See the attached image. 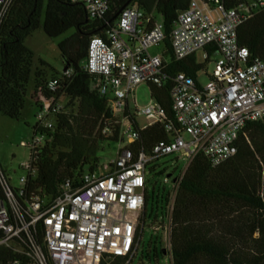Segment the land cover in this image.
Returning <instances> with one entry per match:
<instances>
[{"label":"built area","instance_id":"built-area-1","mask_svg":"<svg viewBox=\"0 0 264 264\" xmlns=\"http://www.w3.org/2000/svg\"><path fill=\"white\" fill-rule=\"evenodd\" d=\"M14 1L0 0V26ZM75 1L85 6L91 18L103 19L113 0ZM233 1L238 5L229 7L223 0H191L179 13L169 35L175 60L195 57L200 50L206 62L213 56L218 58L205 85L198 76L194 79L182 72L172 77L170 100L176 127L167 124L169 138L157 142L150 154H135L130 145L120 148L106 173L85 172L77 188L67 179L55 198L26 191V185L37 178L34 160L23 166L27 176L20 179L22 188L12 187L0 164V247L31 264H103L109 256L132 259L140 248L139 218L145 207L149 165L173 155L186 161L176 177L163 180L172 191V211L178 186L197 156L203 155L218 167L237 154L243 129L264 118V60L252 59L238 39L239 27L259 8L261 0H245L248 4ZM166 37L164 24L154 11L147 14L130 6L121 12L116 28L106 37L90 40L85 69L94 76L95 88L108 100L113 116L122 117L117 121L121 138L127 137L130 144L139 138V131L125 113L148 120L140 129L168 120L167 111L156 100L138 109L134 96L141 85L162 88L169 79L162 53L150 52ZM72 75L68 66L61 77L42 79L30 90L38 123L32 139L22 146L30 149L33 157L50 140L48 134L54 132L59 116L67 111L61 103L65 97L59 93L62 80ZM112 133L110 126L103 127V135Z\"/></svg>","mask_w":264,"mask_h":264},{"label":"trees","instance_id":"trees-1","mask_svg":"<svg viewBox=\"0 0 264 264\" xmlns=\"http://www.w3.org/2000/svg\"><path fill=\"white\" fill-rule=\"evenodd\" d=\"M128 1L113 0L107 16L95 19L75 0H15L3 20L0 26V115L11 120L20 119L35 74V55L26 46L27 38L41 27L49 38L73 31L59 45L64 67L68 65L73 69L72 77L62 80L59 93L67 99V111L59 116L54 132L48 134L50 140L36 157L30 154L37 178L26 185L28 194L55 198L61 194V186L67 179L72 180L74 188L79 187L86 167L87 172H94L99 166L100 143L123 140L121 126L108 100L95 88V78L86 71L85 65L90 40L96 36L106 37L116 28L118 18L112 19ZM190 1L132 0L131 6L147 14L156 11L162 18L167 36L162 43V59L169 78L162 88L149 86L151 98L167 111L166 122L140 129L135 115L129 112L124 115L139 131V138L130 144L135 154H150L157 142L169 138L167 124L176 127L170 100L172 77L182 72L196 79L203 68L194 56L176 61L169 38L179 13L187 9ZM223 1L229 7L238 5L233 0ZM251 14L239 27V43L248 49L252 59L264 60V0ZM105 126L113 129L111 136L102 134ZM237 149L233 158L218 167H213L203 155L197 156L178 186L172 211V191L163 180L169 175L176 177L181 170L176 168L173 173L165 174L164 170L157 171L156 163L162 158L152 162L147 169L145 207L139 218L140 248L132 259L109 256L103 264H134L135 260L136 264H165L168 256L171 264H264V118L246 125ZM2 199L0 188V201ZM167 222L170 251L164 248L162 238ZM155 226L160 228L157 232L152 230ZM146 228L155 235L141 248ZM16 260L31 264L0 247V264Z\"/></svg>","mask_w":264,"mask_h":264},{"label":"rangeland","instance_id":"rangeland-1","mask_svg":"<svg viewBox=\"0 0 264 264\" xmlns=\"http://www.w3.org/2000/svg\"><path fill=\"white\" fill-rule=\"evenodd\" d=\"M154 16L158 21H162L161 16L154 11ZM73 31H69L57 38H49L43 31L42 27L35 31L26 40V46L35 55V72L38 75H44L47 79L52 77H61L64 72V61L59 49V45L69 38ZM163 46L153 48L150 50L152 54L162 53ZM196 63L203 68L198 74V79L202 85L207 84L209 76L214 70V61L218 58L213 56L212 60L206 62L204 59V51L200 50L195 54ZM43 62V63H41ZM33 82L30 84L29 93L26 98L25 109L23 110L19 120H11L5 116L0 115V164L5 174L10 179L11 185L14 188H22L20 179L26 177L27 173L23 170V166L30 162V149L22 146V142H29L33 137V128L38 123L36 119V108L32 106L30 99V90ZM134 96L137 102L138 109H144L152 104L150 88L147 85H141L135 89ZM62 98V97H61ZM61 103L66 105L67 99H61ZM133 107L132 104H130ZM121 121L122 117L116 118ZM137 122L141 127L148 125V120L144 116L137 114ZM186 140L189 136L184 135ZM130 145L129 139L124 137V140L104 141L100 143L97 151L99 158V166L96 170L97 174H104L108 171L109 165L116 159L120 148ZM157 171H165V174H171L177 168L184 169L186 161L178 160L177 155L162 158L157 163ZM88 171L86 167L85 172ZM159 177H157L158 179ZM160 228L153 227V231L157 232ZM146 228L142 238V247H146L150 238L155 233ZM164 248L168 251L170 249V226L169 222L164 224L162 232ZM137 260L134 261L136 264ZM165 264H171V258L166 257Z\"/></svg>","mask_w":264,"mask_h":264},{"label":"water","instance_id":"water-1","mask_svg":"<svg viewBox=\"0 0 264 264\" xmlns=\"http://www.w3.org/2000/svg\"><path fill=\"white\" fill-rule=\"evenodd\" d=\"M131 4H132V0H129L126 4H125V6L114 16V18L112 19L113 21L114 20H116L119 16H120V14H121V12L123 11V10H125L126 8H128V7H130L131 6ZM67 68H68V65L66 66V67H64V70H67ZM169 177H171V175H169Z\"/></svg>","mask_w":264,"mask_h":264},{"label":"crops","instance_id":"crops-1","mask_svg":"<svg viewBox=\"0 0 264 264\" xmlns=\"http://www.w3.org/2000/svg\"><path fill=\"white\" fill-rule=\"evenodd\" d=\"M36 73H37V71L33 75L31 82H30V84L33 82V86L36 85L37 83H39V81H41L42 79H47L46 76H44V75L43 76L40 75V77H37ZM29 88H30V85H29Z\"/></svg>","mask_w":264,"mask_h":264}]
</instances>
